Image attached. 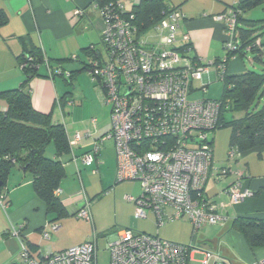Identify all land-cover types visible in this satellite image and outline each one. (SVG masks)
<instances>
[{
    "label": "crops",
    "instance_id": "crops-1",
    "mask_svg": "<svg viewBox=\"0 0 264 264\" xmlns=\"http://www.w3.org/2000/svg\"><path fill=\"white\" fill-rule=\"evenodd\" d=\"M238 1L165 0L167 5L179 7L184 14L179 35L181 37L186 34L189 37L191 50L187 51L188 55L196 56L204 64L222 58L219 53L226 37L223 24L214 15L224 12ZM77 10L81 13H77ZM0 11L7 17L6 22L0 25V93L20 88L25 83L26 73L20 63V56L29 48L37 47L42 50L49 58L52 69L61 68L76 73L72 83H69L66 76H51L48 72L50 67L46 64L40 67L39 74L33 76L26 85L30 89L33 107L41 112L52 113L53 120L63 123L66 128L71 152L60 156L65 173L57 194L68 214L55 220L48 213L45 202L37 195L32 175L15 165L0 192V264H21L23 244L37 260L92 239L96 240L98 248L100 240L104 239L106 249L110 251L109 244L116 238L119 230L112 232L111 225L106 224L104 219L96 218V207L104 198L117 203L111 190L124 188L133 193L124 195L128 200L126 205L129 221L134 216L136 204L127 199V196L139 197L142 190L138 181H117V158L111 139L100 142L95 151L98 139L111 128L110 108L100 104L97 87L92 86V91L94 103L98 105L99 118L93 119V124L89 125L83 119L74 117L81 105L74 101L73 91L68 87L74 84L76 78H87V70L83 67L92 62L94 51L99 54L102 52L101 38L105 22L98 0H0ZM242 68L238 57L229 59V72L239 73L243 71ZM216 74V69L212 71L209 67V71L202 75V84L207 86ZM193 88L199 89L194 87V82ZM85 102L86 100H81L80 104ZM6 108L5 98L0 97V110ZM86 131L93 132V136L71 144L77 132ZM45 151L47 156L55 157L53 144L47 146ZM87 153L94 154L95 161L91 165H87L82 159ZM213 159L215 170L205 191L207 197L217 204V211L224 217V221L215 224L218 227L206 226L208 234L212 230L217 233H202L203 245L199 248L221 254L230 264H255L264 257V246H250L233 223L239 217L264 219V147L243 151L239 159L231 162L227 161L226 152L217 153L214 148ZM222 168L230 170L219 177ZM237 178L253 194L242 203L233 204L223 190ZM87 201L91 203V219L79 220L84 224L82 235L67 242L61 241L60 232L68 218L73 219L71 216ZM20 224L24 226L18 237L12 233V229ZM53 231L55 238L51 239ZM45 232L49 233V238L44 237ZM169 240L186 244L184 241Z\"/></svg>",
    "mask_w": 264,
    "mask_h": 264
},
{
    "label": "built area",
    "instance_id": "built-area-1",
    "mask_svg": "<svg viewBox=\"0 0 264 264\" xmlns=\"http://www.w3.org/2000/svg\"><path fill=\"white\" fill-rule=\"evenodd\" d=\"M122 7L121 3L100 7L105 22L102 52L94 55L88 70L101 100L110 107L111 117L110 131L98 139L95 151L100 142L111 139L116 151L117 181L141 183L139 197L127 196L136 204L134 219H146L152 212L158 228L167 220L187 218L194 233L204 226L223 223L217 204L205 191L215 170L207 134L219 124L222 103L211 98H191L194 80L208 72L209 66L198 64L187 51L179 50L189 43L188 35H179L183 19L180 9L170 12L142 35L120 13ZM214 18L224 26L226 48L234 49L237 19L232 10ZM209 64L224 77V63ZM205 86L199 88L204 93ZM92 136L90 131L77 132L71 144ZM240 155L231 148L228 159L235 161ZM82 159L87 165L95 161L93 153ZM229 170L222 168L219 177ZM223 192L233 204L253 194L243 187L240 178ZM90 204L87 201L74 214L90 220ZM23 226L14 227L12 233L20 237ZM43 235L49 238L48 232ZM109 250L110 264H230L217 252L133 228L120 229ZM196 253L202 257L195 259ZM20 260L21 264H98V246L92 239L37 260L23 244ZM255 264H264V257Z\"/></svg>",
    "mask_w": 264,
    "mask_h": 264
},
{
    "label": "trees",
    "instance_id": "trees-1",
    "mask_svg": "<svg viewBox=\"0 0 264 264\" xmlns=\"http://www.w3.org/2000/svg\"><path fill=\"white\" fill-rule=\"evenodd\" d=\"M114 3L122 4L120 13L129 18L142 35L170 12L180 9L170 7L165 0H98L99 7H112ZM262 4L264 0H239L224 12L214 15L232 10L237 19L235 48H226L227 56L212 63H224L225 67L224 77H220L219 69L216 70L223 81V94L220 99H216L222 103V107L219 124L215 130L229 128V150L234 148L240 154L254 147H264V73L255 70L229 73L227 63L231 56H243L248 53H254L256 60H263L264 41L258 32L264 26V19L255 20L247 16V12ZM6 20V15L0 11V25ZM187 44L179 50L190 51V42ZM96 53L94 51V55ZM189 56L205 66L196 56ZM75 57L72 59H77ZM20 63L26 73L25 83L20 88L0 93V97H4L7 102V108L0 110V192L15 165L26 167L25 171L32 175L35 191L45 202L48 213L55 220H59L68 214L56 191L65 173L60 156L71 152L70 141L63 123L55 122L52 113L41 112L33 107L30 89L26 88L30 79L39 74L42 65L47 64L50 67L49 58L42 50L33 47L20 56ZM89 67L90 64L85 65L83 69L88 72ZM48 72L51 76L60 74L68 77L69 83H72L76 75L75 72L61 68L50 67ZM261 101L263 103L259 107ZM228 111L244 112V115L227 119L225 115ZM206 142L210 145L214 157V139H207ZM51 144L56 150L55 157L46 155L45 150ZM233 226L243 233L250 246H264V219L239 217Z\"/></svg>",
    "mask_w": 264,
    "mask_h": 264
},
{
    "label": "rangeland",
    "instance_id": "rangeland-1",
    "mask_svg": "<svg viewBox=\"0 0 264 264\" xmlns=\"http://www.w3.org/2000/svg\"><path fill=\"white\" fill-rule=\"evenodd\" d=\"M247 16L251 19L259 20L264 19V4L250 10L247 12ZM224 36L227 39L226 31H223ZM260 38L264 41V26L259 30ZM227 49L226 43L223 41L221 44L220 49V56L225 58L227 56ZM254 53H248L246 55H236L231 56L230 59L233 60L236 57L239 58V62L242 64L243 71L245 70H255L258 72L264 73V58L263 60H256ZM205 65L211 67V70L214 71L216 67L210 66L207 62ZM242 71V72H243ZM229 73H232L231 70ZM240 73V72H239ZM87 78L85 80H80V78H76L74 80V84L69 86L68 88L72 89L73 93L72 96L74 101L81 105L80 109H78L74 115L76 119H83L86 124H93V119L99 118V111L98 105L94 103V94L92 91L93 88H96V83L92 80L91 76L86 74ZM68 79V77H66ZM80 80V81H79ZM202 76L196 78L194 80V87L200 88L202 84ZM67 86V85H66ZM206 92L204 93L201 89L195 90L191 98L198 100L202 98H211V99H220L223 94V81L222 79L216 74L215 78L209 82L207 86H205ZM98 93V92H97ZM101 96L98 95L100 104L103 106H108L103 103L100 98ZM81 100H86L85 104H80ZM263 101L260 102L259 107L262 105ZM109 107V106H108ZM110 108V107H109ZM72 108H70L71 111ZM244 115V112H226V118L232 119L233 117L240 118ZM208 139H214V148L217 153L226 152L227 153V161L231 162L228 159V150H229V139H230V129L229 128H220L214 131H208ZM139 182V181H138ZM140 183V182H139ZM141 184V183H140ZM139 190V186L137 185ZM142 190V187H141ZM113 197L117 200L112 201L111 199H103L100 204L96 207V212L94 215L96 218L104 219L106 224L111 225L112 232H116L123 228H133L137 231H142L149 234H154L156 232L159 233V236L163 239H174L178 241H184L186 244H192L195 247H199L203 245V241L201 238L202 233H206L207 235H215L216 231H211L210 234L206 232V228L209 226L202 227L198 232L194 233L193 225L190 223L189 219H173L167 220L164 225H161L157 228L156 223V216L149 212L148 217L146 219L136 220L134 216L131 220L128 221V207L126 205V198L124 197L125 194H133L124 188H118L117 190H111ZM71 216V215H70ZM73 219H69L66 222L62 232H60L61 241L67 242L72 239L79 238L82 235V230L84 229V224L81 223L79 220L82 218L77 217L76 215L71 216ZM127 221V222H126ZM213 226V225H211ZM218 227L219 225H214ZM109 232V231H108ZM52 238H55V232H51ZM176 242V241H174ZM106 241L104 239L100 240L99 248H98V264H110V251L106 249ZM205 247V246H204ZM208 247V246H206ZM202 256L200 254H195V258L200 259Z\"/></svg>",
    "mask_w": 264,
    "mask_h": 264
},
{
    "label": "water",
    "instance_id": "water-1",
    "mask_svg": "<svg viewBox=\"0 0 264 264\" xmlns=\"http://www.w3.org/2000/svg\"><path fill=\"white\" fill-rule=\"evenodd\" d=\"M22 170L25 171L26 170V167H22ZM0 186H1V183H0Z\"/></svg>",
    "mask_w": 264,
    "mask_h": 264
}]
</instances>
